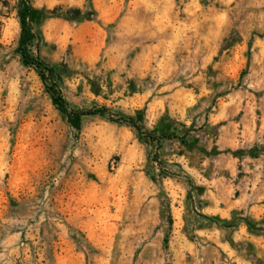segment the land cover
I'll return each instance as SVG.
<instances>
[{"label": "rangeland", "instance_id": "rangeland-1", "mask_svg": "<svg viewBox=\"0 0 264 264\" xmlns=\"http://www.w3.org/2000/svg\"><path fill=\"white\" fill-rule=\"evenodd\" d=\"M29 2L105 114L0 0V264H264V0Z\"/></svg>", "mask_w": 264, "mask_h": 264}, {"label": "trees", "instance_id": "trees-1", "mask_svg": "<svg viewBox=\"0 0 264 264\" xmlns=\"http://www.w3.org/2000/svg\"><path fill=\"white\" fill-rule=\"evenodd\" d=\"M36 16L35 10L31 7L29 0H19L18 18L21 28V35L18 46V53L24 66H33L45 89L51 99L53 106L67 118L69 125L76 131L80 130V121L82 117L87 116H104L105 111H86L71 113L68 111L64 98L62 97L56 83L54 82L53 68L43 65L40 61L31 58L28 54L27 46L36 38L29 30V23L33 22ZM117 124H128L139 130L135 121L131 118L119 117L115 121Z\"/></svg>", "mask_w": 264, "mask_h": 264}]
</instances>
